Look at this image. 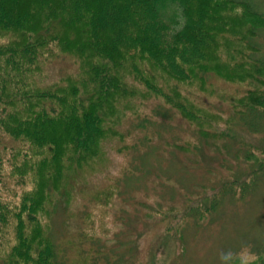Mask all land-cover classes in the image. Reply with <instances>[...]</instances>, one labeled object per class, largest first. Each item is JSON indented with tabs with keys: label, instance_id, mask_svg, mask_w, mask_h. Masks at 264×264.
<instances>
[{
	"label": "trees",
	"instance_id": "obj_1",
	"mask_svg": "<svg viewBox=\"0 0 264 264\" xmlns=\"http://www.w3.org/2000/svg\"><path fill=\"white\" fill-rule=\"evenodd\" d=\"M114 2L117 10L108 24L104 11ZM229 29H240L241 35L231 37L230 30L221 62L215 54ZM261 30L264 15L236 0H0V40L7 38L0 42V133L34 151L29 156L28 150L22 171L36 183L18 202L3 199L0 147L4 264H56L54 242L39 218L45 185L60 189L72 175L69 169L85 171L101 159L103 142L116 134L106 127V117L121 122L137 111L138 100L160 98L197 135L215 141L236 136L235 116L264 114V61L247 57L260 52L252 40ZM64 54L76 56L79 75L43 85L45 67ZM210 75L243 85L234 115L224 118L184 92L195 87L211 96L205 81ZM226 184L218 196L236 190ZM11 225L12 236L6 231Z\"/></svg>",
	"mask_w": 264,
	"mask_h": 264
},
{
	"label": "rangeland",
	"instance_id": "obj_2",
	"mask_svg": "<svg viewBox=\"0 0 264 264\" xmlns=\"http://www.w3.org/2000/svg\"><path fill=\"white\" fill-rule=\"evenodd\" d=\"M236 1L264 15V0ZM156 6L160 10L163 3ZM115 10V2L105 9L108 24ZM230 30L231 37L241 35L240 29L224 33L215 54L218 61L226 60ZM252 44L260 52L247 57L264 61V30ZM45 68L43 85L80 73L72 54ZM205 81L211 96L195 87L183 90L207 110L224 118L234 115L233 102L245 94L243 85L212 75ZM138 101L137 111L127 112L121 122L106 117V127L116 134L103 142L101 159L83 167L85 171L69 169L72 175L60 189L46 183L39 218L54 242L56 264H264V114L235 116L236 136L214 141L197 135L164 100ZM0 147L2 196L18 202L36 184L22 171L28 167V150L29 156L34 151L4 133ZM225 183L236 190L218 196ZM6 231L12 236L14 226ZM13 241L10 237L8 242ZM6 242L0 239V264Z\"/></svg>",
	"mask_w": 264,
	"mask_h": 264
}]
</instances>
